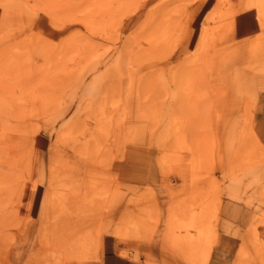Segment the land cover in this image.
Returning a JSON list of instances; mask_svg holds the SVG:
<instances>
[{"label": "rangeland", "instance_id": "1", "mask_svg": "<svg viewBox=\"0 0 264 264\" xmlns=\"http://www.w3.org/2000/svg\"><path fill=\"white\" fill-rule=\"evenodd\" d=\"M258 91L264 0H0V264H101L94 230L202 264L217 229L264 264V175L231 188L264 165Z\"/></svg>", "mask_w": 264, "mask_h": 264}, {"label": "crops", "instance_id": "2", "mask_svg": "<svg viewBox=\"0 0 264 264\" xmlns=\"http://www.w3.org/2000/svg\"><path fill=\"white\" fill-rule=\"evenodd\" d=\"M239 18H243L244 21L241 24L242 28L241 30H246L249 33L251 29V25L249 21L252 18L251 14L249 12L244 13L242 16H239ZM242 21H240L241 23ZM240 30V31H241ZM249 30V31H248ZM64 109V108H63ZM63 109L56 110V115L51 118L50 120H46L42 126V130L44 134H42V137H47L49 135V131H52L55 127V123L60 119H57V121H53L58 113L62 111ZM253 124L254 127H256V130L261 137L264 135V92L258 91L256 96V102L255 106L253 108ZM55 122V123H53ZM53 123V124H52ZM120 141L123 144L131 145V146H146L149 144L150 138L147 131V128L139 125L134 124L130 122L129 120H123L120 124ZM248 174H241L237 175L235 179L231 182V188L233 191L237 192H243L244 187L247 180L250 179H258L260 176L264 175V165L259 164L257 166H252L248 169ZM74 173L72 175H69L68 178V184H64V182H60L61 185H59V188H62L63 190H67L68 192L72 191L74 189L73 185H69L71 182L70 178H72ZM223 175V174H222ZM247 175V176H246ZM72 176V177H71ZM73 181V180H72ZM248 182V181H247ZM179 189H184L182 187L181 183L179 186ZM226 203L225 207L229 208L228 206H233L232 210H238L239 205L234 204V202H231L229 200L224 201ZM31 203V202H29ZM30 208L33 209V206L35 204L32 203L29 204ZM224 209V206H221V210ZM228 212V211H227ZM226 212V214H228ZM225 215V213H224ZM236 222L235 225L239 226L241 224L242 220L239 221L234 220ZM243 223V222H242ZM217 226V228H222L224 224H213ZM216 235L214 236L212 240V244L206 254H208L207 258L204 260L202 264H233L234 256L235 254H238L239 252V246H240V238L238 235L235 234H226L221 229L214 230ZM96 231H93V240L97 242L98 244V259L101 261V264H190V258H188L189 253L187 252H173V253H153L148 252L147 255L145 254H139L138 258L135 259L131 255L126 256L122 255L120 252L116 250V240L112 236V232L109 233L103 231L99 232L96 236Z\"/></svg>", "mask_w": 264, "mask_h": 264}]
</instances>
